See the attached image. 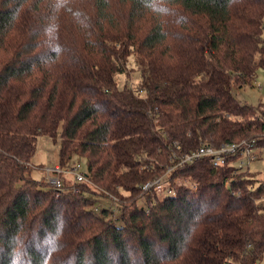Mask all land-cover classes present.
<instances>
[{"label": "trees", "instance_id": "trees-1", "mask_svg": "<svg viewBox=\"0 0 264 264\" xmlns=\"http://www.w3.org/2000/svg\"><path fill=\"white\" fill-rule=\"evenodd\" d=\"M261 69L264 0H0V264H257L264 181L173 159L261 137ZM43 136L88 180L34 179Z\"/></svg>", "mask_w": 264, "mask_h": 264}, {"label": "built area", "instance_id": "built-area-1", "mask_svg": "<svg viewBox=\"0 0 264 264\" xmlns=\"http://www.w3.org/2000/svg\"><path fill=\"white\" fill-rule=\"evenodd\" d=\"M263 140L264 130L261 137L256 139L247 141L243 140L239 143L222 144L217 148L213 145L203 144L200 149L190 154L174 158L173 160L177 161V165L179 167H182L184 165L193 164L199 160H202V158H208L209 160H211L212 165L215 168H218L219 166H223L224 164H226L227 158L229 159L235 157L237 158L239 166H245V161L249 162L250 164L252 161L257 160L256 153L258 152L259 148L256 147V142ZM82 166L83 164L81 163H74L70 168H63L62 166L57 165L54 168H50L47 170L45 180L58 190H63L66 181L65 179H67L66 177L68 176L72 179L73 185L81 184L88 180L86 171H83ZM152 187L164 188V181L158 180L156 183H149L144 186L143 189L148 190ZM192 188L194 189L195 186H193ZM74 191L77 192L76 188L74 189ZM167 192L170 195L174 194V192L169 189H167ZM112 211L114 210L112 209ZM115 214H119V209H117V213L115 211Z\"/></svg>", "mask_w": 264, "mask_h": 264}, {"label": "rangeland", "instance_id": "rangeland-1", "mask_svg": "<svg viewBox=\"0 0 264 264\" xmlns=\"http://www.w3.org/2000/svg\"><path fill=\"white\" fill-rule=\"evenodd\" d=\"M126 77L123 75L121 80H125ZM131 83L132 86H135L139 82V76L137 73L131 75ZM261 88H260V86ZM234 96L240 101L241 104H248L252 106H257L258 104L264 102V69H261L257 74V79L254 81L253 86H246L244 88H235L234 89ZM37 152L33 159L34 170L32 176L36 180H41L42 178L46 177L47 170L50 168H54L55 166L59 165V144H56L51 137H40L38 140V145L36 148ZM257 160L252 161L250 164L249 162L245 161V167L243 165L242 169H248L256 174L258 179L264 181V149H258ZM253 159V158H251ZM241 161V160H240ZM239 161V162H240ZM74 163H81L83 164L82 169L83 171L87 170V166L83 159H74L72 165ZM43 165L42 167H40ZM238 165V162L237 164ZM69 180H72L69 176L66 177ZM163 190V187L156 188V192H160ZM97 207H104L110 210H114L112 217L116 218L119 214L117 213L116 204L114 200L104 199L102 202H99ZM257 264H264V257L261 261Z\"/></svg>", "mask_w": 264, "mask_h": 264}, {"label": "crops", "instance_id": "crops-1", "mask_svg": "<svg viewBox=\"0 0 264 264\" xmlns=\"http://www.w3.org/2000/svg\"><path fill=\"white\" fill-rule=\"evenodd\" d=\"M43 165H41L40 167H42Z\"/></svg>", "mask_w": 264, "mask_h": 264}]
</instances>
